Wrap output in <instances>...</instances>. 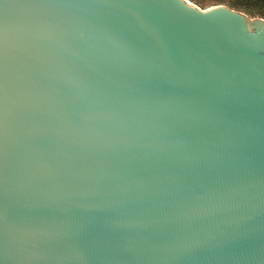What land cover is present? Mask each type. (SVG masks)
<instances>
[{"label":"water","instance_id":"95a60500","mask_svg":"<svg viewBox=\"0 0 264 264\" xmlns=\"http://www.w3.org/2000/svg\"><path fill=\"white\" fill-rule=\"evenodd\" d=\"M0 264H264V19L0 0Z\"/></svg>","mask_w":264,"mask_h":264},{"label":"trees","instance_id":"16d2710c","mask_svg":"<svg viewBox=\"0 0 264 264\" xmlns=\"http://www.w3.org/2000/svg\"><path fill=\"white\" fill-rule=\"evenodd\" d=\"M190 1L200 7H203L206 4H208L206 3L205 0H190ZM213 1L220 2L221 0H213ZM241 2L232 3L231 1H229V4L231 5V7H234L236 9H242L251 16H260L264 18V8L260 9L256 7L257 4L264 3V0H243Z\"/></svg>","mask_w":264,"mask_h":264},{"label":"rangeland","instance_id":"374dc122","mask_svg":"<svg viewBox=\"0 0 264 264\" xmlns=\"http://www.w3.org/2000/svg\"><path fill=\"white\" fill-rule=\"evenodd\" d=\"M205 1L208 4H206L203 7H200L198 5L197 6L200 7L201 9H207V8H209L211 6H215V5H225V6H228V7L232 8V9H234V10H237V11H240V12H243V13L249 15L248 13H246L245 11H243L242 9H236L234 7H231V5L229 4V1H231L232 3H239V2H241L243 0H221L220 2H214L213 0H205ZM256 7L262 9V8H264V3H259V4H257ZM249 16H251V15H249ZM251 17H259V18L264 19L263 17H260V16H251Z\"/></svg>","mask_w":264,"mask_h":264},{"label":"snow or ice","instance_id":"6c2138e0","mask_svg":"<svg viewBox=\"0 0 264 264\" xmlns=\"http://www.w3.org/2000/svg\"><path fill=\"white\" fill-rule=\"evenodd\" d=\"M186 3H190V0H185Z\"/></svg>","mask_w":264,"mask_h":264}]
</instances>
